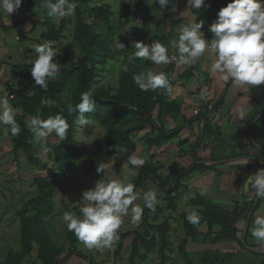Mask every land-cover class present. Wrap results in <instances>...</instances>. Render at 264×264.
I'll return each instance as SVG.
<instances>
[{"label": "trees", "instance_id": "obj_1", "mask_svg": "<svg viewBox=\"0 0 264 264\" xmlns=\"http://www.w3.org/2000/svg\"><path fill=\"white\" fill-rule=\"evenodd\" d=\"M26 2L28 5V14L31 15L38 6L37 2L36 0H26ZM75 2L78 5L75 10L78 17L75 39L80 48L81 56L74 68L63 76L62 82H49L48 88L44 90L35 85L31 76L32 66L28 64L9 65L11 68V77L18 80L23 88L21 91H18L16 95L24 98L25 93L32 94L30 98L24 100L21 114L17 113L16 116L17 123L22 129L20 135L12 136L10 131L7 130L13 141L14 150L29 152L31 148V141L33 139L32 133L27 128V116L34 117L39 114L42 118L46 119L49 115H55L57 113L62 114L69 123L67 138L60 140L58 144L47 141L46 146L50 149L48 155L55 164V169L65 176H70L72 174L75 161L81 152V146L74 139L73 135L75 124L80 119L78 111L69 114V104L63 107L58 105V102H63L64 93H72L70 104L75 107L76 104L80 103L82 92L94 89L92 98L95 99L96 106L92 112L85 114V118L86 121L98 123L105 129L106 133L104 140L109 150L128 149L133 142L134 136L145 131L147 128H151L153 132H157L158 134L155 138L147 140L148 146L151 149L169 144L172 140L178 138L181 133V129L167 131L163 126L165 120L170 118L175 119L180 116V105L175 103L173 99L169 100L164 94L163 89L142 92L134 84V74L144 72L149 66V61L142 59L129 61L127 59L121 71L120 84L115 92H112V90L104 86H96L97 79L104 74L105 66L107 70V66L112 63L110 61L114 60V29H111L110 34L103 35L97 32L94 25L88 24L85 19L90 17L100 19L101 21H109L111 11L108 7H92L91 4L93 0H75ZM139 2L144 4L146 13L142 20L143 34L137 38V41L148 43L147 39L151 37L152 31L155 33L153 37L154 40L159 39L163 43L176 36V32L173 29L168 30L166 19L157 15L158 13L170 11L161 9L158 3L151 4L150 0H139ZM228 2L229 0H205L206 5L210 4V7H202L201 10L192 8V12L197 20H203L206 24L202 31L207 38H211L208 28L215 21L218 10L226 6ZM175 3L178 8L183 3V0H175ZM168 7L170 8L171 5ZM39 19L43 20L45 25L49 27V31L43 35L44 40L59 41L62 29L56 30L54 24L56 18L49 17L47 12L40 8ZM65 24V20H63L62 27H64ZM134 51L135 49L132 47L129 55ZM72 57L73 53L68 52V58ZM55 62H57L60 65V69H62L65 67L67 60H60L56 57ZM197 67L198 62L191 67H184L185 71L180 74L181 79L184 81L191 79ZM125 68L127 70H125ZM176 70V65L171 64L164 71L174 87L176 84L174 77ZM69 85L70 90L65 88ZM46 99L54 101L51 107L43 103ZM155 112H158L157 118L154 116ZM201 119L204 123V134L206 135L209 123L205 116H202ZM4 128L6 129V126H4ZM29 160L35 162V159L32 157ZM200 168L206 169V167L194 163V166L188 169H182L172 174L170 177L164 178L160 174V166L146 161L145 164L139 168L138 179L134 184L136 189L141 188L146 190L144 186L145 181L147 179L152 180L164 193L167 202V210L177 212L176 195L183 188L182 180ZM34 183L38 195L29 201L20 213L23 251L20 254L11 252L5 264H23V261L30 257L35 249H37L38 259L42 264H58V259L65 253L64 248H60L53 243L47 223V219L55 212L56 188L54 182L50 177H37ZM170 183L172 184L168 188ZM189 204L195 207H202L203 210L199 212L200 223L195 226L188 222L185 212L180 216L183 230L186 233V239L182 241V246L180 248L182 255L185 254L187 239L191 238L192 240H196L201 235V229L205 225L208 227V233L205 235L206 239L214 234L213 228L218 226L222 231L215 237L214 241H238L236 224L243 215L242 211L236 210L234 213L230 214L201 195L197 196L196 199L190 200ZM163 212L162 209H159L157 218H159ZM169 230L168 221H166L156 227L146 224L145 233L138 230L123 234L121 235L120 243L117 245L115 257H118L122 251L123 240L134 235L135 240L132 245L133 250L130 257V264H136L137 259L146 260L148 255L156 249L159 250L162 264H164L167 258L166 250L169 246ZM68 240L74 243L77 239L73 234H69ZM159 245H161L160 248ZM69 257L70 256H67L61 264H65ZM228 257H231V255H228ZM85 261L87 264H93L91 258H86ZM216 262L217 260L209 254L205 255L204 264H221V262Z\"/></svg>", "mask_w": 264, "mask_h": 264}, {"label": "rangeland", "instance_id": "obj_2", "mask_svg": "<svg viewBox=\"0 0 264 264\" xmlns=\"http://www.w3.org/2000/svg\"><path fill=\"white\" fill-rule=\"evenodd\" d=\"M36 2L38 6L31 15L28 14L26 0H23L21 8L10 17L0 16V95L8 96L10 103L17 109V113L19 114H21L24 100L30 98L32 94L25 93L24 98L16 95L23 88L18 80L11 77L9 65L28 64L31 66L30 61L35 56L32 45L46 41L43 35L49 31V27L45 25L43 20L39 19L40 0H36ZM138 2L139 0H93L91 4L92 7H108L111 12L109 21L87 17L85 19L87 23L94 25L95 30L103 35L110 34L111 29H114V60L110 61L112 63L107 66V70L105 66L103 76L97 79V87L104 86L115 92L120 84L121 71L128 59L130 49L137 41V38L143 34L142 20L145 16L146 8L143 3ZM150 2L151 4L156 3L155 0H150ZM157 15L166 19L168 30L173 29L176 35L177 29L182 24L197 20L192 12L191 5L187 4V0H183V3L177 8L176 12L158 13ZM63 20L66 22L64 27H62ZM77 20L78 17L75 11L73 16L63 17L54 21L56 30L62 29L60 40L53 41L57 52L56 57L60 60H67V63L61 69V75L56 80L50 81L51 83L62 82L63 76L74 68L81 56L80 48L75 39ZM154 36L155 33L152 31L151 37L147 39V42L151 43L154 40ZM121 43L125 45L123 49L120 48ZM68 52L73 53L72 58H68ZM170 54H175V50H170ZM56 57H54V60ZM171 64H175L177 70L179 68V72L176 70L175 80L178 83H182L183 80L180 77L182 73L181 66H178L175 62L168 65L155 66L149 61V66L145 71L151 68L158 72H164ZM65 88L70 90V85ZM71 99L72 93H64L63 102H58V105L63 107L66 104H70ZM154 116L157 118L158 112H155ZM31 118L30 116L26 117L28 123ZM163 126L167 131H174L181 124L171 123L167 119L164 121ZM105 133V129L98 123L86 121L82 125L79 121L76 122L73 135L74 139L81 146V152L75 161L72 174L65 176L57 172L55 164L48 155V151L45 152L40 145L34 144L33 140L31 141L29 152L15 151L10 135L4 126H0V264H5L11 252L20 254L23 251L20 213L24 206L38 195L34 183L37 177H50L56 188L55 212L47 219V223L53 243L65 249L64 255L57 261L58 264L63 263V260L67 256L70 257L65 264H87L86 258H91L93 264H130L133 250L132 245L135 240L134 235L123 240L122 251L118 257H115V251L117 245L120 243L121 235L140 230L141 223L139 225L132 224L130 214L125 218L124 223L119 229V239L115 242L114 246L111 249L103 251L96 249L89 250L78 240L71 243L68 240V235L72 233L66 229L62 218L63 214L70 210L78 212L81 192L93 187L95 182L100 179L106 181L113 171H116L120 177H130L132 182L135 183L138 179L140 167L134 169L133 166L128 164V157L133 151L145 158V161L153 162V164L160 163L157 159L161 158L165 176L169 173V168L171 167L170 160L173 158L170 156V151L166 146L161 150L149 148L147 140L153 137L152 135H156V132H151L150 128L147 131L145 130L136 134L131 146L125 150H109L104 140ZM47 141L55 144L60 142L54 134ZM31 157L35 159V162L29 160ZM99 162L109 164L104 174L97 173L96 171V166ZM157 166L162 168L160 164ZM170 185L171 183L168 185V188ZM144 186L146 190L141 188L136 189L140 192L141 196L143 192L152 189L157 192L158 200L154 212L145 209L144 219L146 217V219L151 220L153 216H157L159 209L164 211L161 216H166L164 217L166 219L168 218L167 216H181L183 212L187 216L185 208L187 205H190L189 201L183 200V204L180 203L181 201L179 203L176 202L178 210L177 212H172L167 210L165 195L159 190L155 182L147 179ZM136 203L142 204L143 201L141 199L136 201ZM182 240L180 237L176 238L172 236L170 246L167 247V250H171V255L177 259L173 264L185 263L180 252ZM155 255L159 260L160 256L158 254ZM71 259L73 260L70 261ZM156 261L153 255H151L146 263L155 264ZM138 262L139 260L137 259L136 263ZM23 264H42L38 259L37 249H35L30 257L23 261Z\"/></svg>", "mask_w": 264, "mask_h": 264}, {"label": "clouds", "instance_id": "obj_3", "mask_svg": "<svg viewBox=\"0 0 264 264\" xmlns=\"http://www.w3.org/2000/svg\"><path fill=\"white\" fill-rule=\"evenodd\" d=\"M22 2L23 0H0V16L10 17L21 8ZM155 2L163 10L177 11L175 0ZM187 4L200 10L211 6L206 5L205 0H187ZM77 6L75 0H40V8L49 17L56 19L73 16ZM203 25V20L182 24L177 29V35L167 43L159 39L152 40L151 43L137 41L132 46L135 51L128 56V60L142 59L155 66L175 62L178 66L187 68L211 52L215 56L209 67L213 75L218 74L221 80L231 81L239 87L264 86V0H229L226 6L218 10L215 21L208 28L210 39L203 34ZM124 47L121 43L120 48ZM32 49L35 56L30 61L31 76L35 85L46 90L49 82L61 75L60 65L54 60L57 55L54 42L49 40L37 43L32 45ZM170 50H175V54H170ZM133 81L142 92L163 89L169 100L175 98L174 86L163 71L150 68L134 74ZM93 91L94 89H90L82 92L80 103L75 107L68 105L69 114L78 111L82 125L86 123L85 114L92 112L96 106V101L92 98ZM206 98V90H202L200 99ZM43 103L51 107L54 101L46 99ZM246 115L247 110L241 108L237 118L243 121ZM16 116L17 109L10 103L9 97L0 95V126H6L12 136H19L22 131ZM27 128L32 133L34 144L40 145L47 152L50 150L46 146L48 138L54 134L59 140L66 139L69 123L60 113L49 115L46 119L38 114L30 119ZM250 156L251 153L243 157L245 164L249 162ZM145 162V158L135 151L128 157V164L134 169L142 167ZM108 167V163L99 162L96 171L104 174ZM243 187L246 192L251 189L256 199L264 198V168H259L248 176ZM204 194L201 191V195ZM141 199L142 204L136 203ZM79 202L78 212L66 211L63 214L66 229L85 248L103 251L111 249L119 239V229L129 214L131 223L139 225L145 209L154 212L158 200L155 190L149 189L141 196L130 177H120L113 171L106 181L100 179L93 187L83 190ZM187 220L195 226L200 223V216L193 209L187 215ZM251 236L264 248V214H255Z\"/></svg>", "mask_w": 264, "mask_h": 264}, {"label": "crops", "instance_id": "obj_4", "mask_svg": "<svg viewBox=\"0 0 264 264\" xmlns=\"http://www.w3.org/2000/svg\"><path fill=\"white\" fill-rule=\"evenodd\" d=\"M205 26L204 23L203 28ZM214 58L213 53H207L198 61L197 70L191 79L183 80L182 83L176 81L173 100L180 105L181 114L169 120L171 123L181 124L178 128L181 129V133L178 138L165 145L173 158L170 160L169 173L166 176L163 173L161 158L157 159L160 163L155 165L162 166L160 174L164 178L182 169H188L194 166V163L206 167V169L200 168L182 180L183 188L177 196L178 203L181 201L180 203L183 204L186 200L196 199L201 195V191H204L205 194L201 196L226 212L230 214L236 210L243 212L236 224L238 241H214L222 231L218 226L213 228L214 234L206 239L208 227L205 225L196 240L187 239L185 254L182 255L184 264H204L206 254L215 258L216 263L221 262V264H264V248L251 236L255 214H264V198L256 199L251 189L250 192H246L243 187L248 176L259 168H264V86L239 87L231 81L221 80L218 74L213 75L209 71ZM184 71L185 68L181 66V72ZM202 90H206L207 93V98L204 100L200 99ZM209 106H213V110H209ZM241 108L247 110L243 121L237 118ZM196 111L199 112L198 115H195ZM202 116H205L209 123L206 135ZM157 135L156 132V135H152L150 139ZM165 146L152 149L161 150ZM249 153H251L249 162L245 164L243 157ZM153 158L155 159L154 155ZM193 209L198 214L203 210L202 207L187 205L185 208L187 215ZM164 217L166 216L159 218L153 216L151 220L143 218L139 231L145 233L146 224L156 227L168 221L169 246L172 236L185 240L186 233L180 216H167V219ZM169 250H166L165 263L173 264L177 259ZM155 254L160 256L158 249L150 253L146 260L138 259L139 262L136 264H147L151 255L157 260L155 264H162V258L158 260Z\"/></svg>", "mask_w": 264, "mask_h": 264}, {"label": "built area", "instance_id": "obj_5", "mask_svg": "<svg viewBox=\"0 0 264 264\" xmlns=\"http://www.w3.org/2000/svg\"><path fill=\"white\" fill-rule=\"evenodd\" d=\"M208 108H209V110H213V106H209ZM198 114H199V112L196 111V112H195V115H198Z\"/></svg>", "mask_w": 264, "mask_h": 264}]
</instances>
